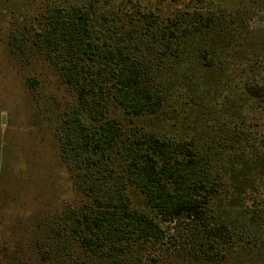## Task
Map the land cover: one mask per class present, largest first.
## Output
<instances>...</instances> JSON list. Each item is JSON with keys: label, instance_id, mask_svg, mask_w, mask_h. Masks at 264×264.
I'll use <instances>...</instances> for the list:
<instances>
[{"label": "trees", "instance_id": "1", "mask_svg": "<svg viewBox=\"0 0 264 264\" xmlns=\"http://www.w3.org/2000/svg\"><path fill=\"white\" fill-rule=\"evenodd\" d=\"M0 13L8 51L52 69L68 95L55 136L74 199L38 224V264H225L263 229L264 138L252 128L195 139L125 128L166 113L185 62L205 77L222 63L206 0H0ZM25 84L39 92L35 77ZM238 89L264 103V82Z\"/></svg>", "mask_w": 264, "mask_h": 264}, {"label": "rangeland", "instance_id": "2", "mask_svg": "<svg viewBox=\"0 0 264 264\" xmlns=\"http://www.w3.org/2000/svg\"><path fill=\"white\" fill-rule=\"evenodd\" d=\"M206 1L215 13L208 37L222 63L215 61L213 75L205 77L185 62L181 78L171 81L166 113L133 119L127 130L151 127L169 137L195 139L199 128L239 130L244 124L264 138V103L247 102L238 89L245 80L264 82V0ZM8 20L0 13V264H38L31 249L38 224L74 199L55 136V115L68 95L52 69L35 60L25 64L8 51ZM27 77L39 81L38 93L27 87ZM131 199L144 207L136 191ZM255 234L225 264H264V227Z\"/></svg>", "mask_w": 264, "mask_h": 264}]
</instances>
